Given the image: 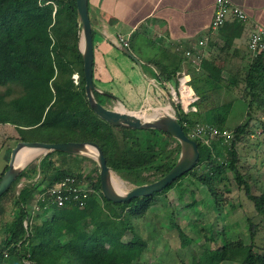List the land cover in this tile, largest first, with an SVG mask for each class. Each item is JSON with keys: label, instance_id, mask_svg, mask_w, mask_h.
<instances>
[{"label": "trees", "instance_id": "16d2710c", "mask_svg": "<svg viewBox=\"0 0 264 264\" xmlns=\"http://www.w3.org/2000/svg\"><path fill=\"white\" fill-rule=\"evenodd\" d=\"M89 16L95 30V20ZM80 24L75 0H0V126L11 125L19 134V142H88L97 144L103 151L108 167L122 178L132 181L137 187L153 183L164 177L179 160L181 145L170 135L161 131L129 130L110 125L100 119L90 108L86 97L83 57L79 48ZM202 73L192 79L193 88L199 96L195 104L197 112L185 113L179 108V123L185 134L199 124L210 125L220 130L237 101L205 106L213 92L223 86L222 69L212 63L203 62ZM74 76H78L75 81ZM175 75L168 76L172 82ZM243 78H241L242 80ZM177 82V79L174 80ZM95 83V81H94ZM239 82H230L235 86ZM244 83L250 92V101H263L264 63L256 58ZM199 84L209 88H201ZM96 86V84H95ZM21 94L12 97L14 88ZM261 93V94H262ZM97 101L107 106L109 98L95 94ZM246 122L238 125L228 149L230 168L236 170L235 146L244 137L252 134L250 128V106ZM191 113V114H190ZM197 142L200 160L196 167L161 193L149 197L135 198L127 203L108 201L103 193L100 176L87 177L93 187L85 208L60 209L51 206L44 210L40 225L31 223L28 204L35 194L45 186H51L71 175L52 161L54 155L68 156L61 152L47 155L35 172L37 182H27L15 193L16 186L25 177L26 171L0 198V220L8 213L7 201L11 194L13 207L10 222L3 223L5 234L0 244V264H139L147 250L144 240H127L123 232L112 225L113 210L130 230L132 220L143 217L155 203L156 197L171 191L184 177L192 175L196 168L207 163L211 176L200 180L212 189L211 182L226 171L225 164H216L212 146ZM174 142L176 147L171 149ZM1 173L0 179L7 171ZM146 173L151 175L145 176ZM30 178V177H29ZM246 195L254 203L258 214L264 216V194L253 195L246 185ZM53 211L52 219L47 214ZM27 222V227L25 226ZM252 244L224 243L209 254L210 264L223 262L241 264H264V253L258 252L254 244L256 226L248 220ZM183 236V232L179 230ZM67 242H62V238Z\"/></svg>", "mask_w": 264, "mask_h": 264}, {"label": "rangeland", "instance_id": "374dc122", "mask_svg": "<svg viewBox=\"0 0 264 264\" xmlns=\"http://www.w3.org/2000/svg\"><path fill=\"white\" fill-rule=\"evenodd\" d=\"M147 37L143 38L141 34H136L132 38L129 51L136 60L144 58V56H138L141 46L150 52L154 51L150 45L156 40L152 36ZM137 63H139L138 60ZM140 66H134L136 74L129 73L128 75V80H132L131 83L134 86L130 87L126 82L121 84L115 82L114 86H111L116 96L129 108L143 107L147 105V99L152 103H155L156 99L162 102L163 99V94L153 87L146 75L140 71ZM144 70L145 73L155 77L149 66H144ZM247 74V71L241 74L243 79L240 92L238 88L221 89L210 94L205 102V106H211L237 101L226 122V128L221 130V132L228 130L232 133L238 125L246 122L249 112L248 105L252 104L249 113L252 134L244 137L235 146L237 152L236 170L230 168L231 157L228 153V149L232 146V138L228 142L225 139H213L206 145L212 146L213 142L217 143L213 150L215 163L225 164L226 171L211 182L212 189L200 180L201 176H211L208 164L204 163L196 168L192 175L184 177L171 191L156 197L155 203L143 217L132 220L133 230L128 229L113 210H108L112 216V225L118 227L127 240L135 242L138 238L146 242L147 250L143 258L139 260V264H210L207 261L209 260L207 257L209 250H212L209 254H213L224 243L229 242L252 244L249 219L256 226L254 244L257 248L255 250L264 253V216L256 212L254 203L248 199L245 191L247 185L253 195L264 194V93H257L262 96L263 101H259L257 98L250 101V92L244 83ZM74 78L75 81L78 80V76H74ZM174 80L171 83L176 85L177 82ZM238 84L235 86L238 87ZM190 85L193 87L192 83ZM162 86L167 88L166 85L162 84ZM199 86L206 90L209 88L206 84H199ZM5 90L6 88L0 87L1 93H4ZM14 90L11 98L21 94L19 87ZM183 93L185 97L189 98L186 90H183ZM116 106L115 103H109L107 107ZM164 107H168L165 109L170 110L171 114L176 113L175 108L169 105V102ZM153 108H161V105L145 106L140 111L149 114L154 110ZM177 110H179L178 107ZM18 139L19 134L13 126H0V176L10 162L12 150L18 144L16 143ZM171 143L170 148L174 149L176 144ZM42 157L43 155L35 157L26 167L25 171L28 177L23 178L16 186L15 193L17 195L27 182L33 180L35 172L39 170L41 163L39 161ZM52 161L55 166L62 170H69L71 175L78 177L84 186H91L87 177L97 178L100 174L98 162L92 157L54 155ZM148 175L151 173L145 174V176ZM113 177L120 184V191L123 194L137 187L132 181L122 178L115 172H113ZM37 181V178L33 180V182ZM13 195L11 194L12 197ZM12 197L7 201V215L3 217L2 221L0 220V244L6 237L1 227L3 223L11 220L9 214L14 205ZM28 211L32 217L31 223L40 225L43 221L44 209L39 208L35 198L29 202ZM52 217L53 211L51 210L46 218L52 219ZM179 230L183 232V236ZM67 241V238H62L63 243ZM221 264L241 263L223 262Z\"/></svg>", "mask_w": 264, "mask_h": 264}, {"label": "crops", "instance_id": "0c3cea01", "mask_svg": "<svg viewBox=\"0 0 264 264\" xmlns=\"http://www.w3.org/2000/svg\"><path fill=\"white\" fill-rule=\"evenodd\" d=\"M230 1L245 12L247 20L237 22L231 18L220 30L211 34L217 0H89L91 15L96 23L94 81L100 92L111 96L102 95L110 100L107 106L109 103L117 106L121 104L135 112L157 104L161 108L153 109L168 108L164 106L168 102L172 106L170 92L168 87L162 86L173 84L165 81L168 76L175 75L177 79L185 74L192 82L194 76L202 73L201 66L205 61L222 69L223 83L227 84H223L221 89L238 88L240 92L241 74L248 73L256 60L249 49V40L256 26L264 29V0ZM136 34H141L143 38L152 36L156 40L150 45L154 49L152 52L141 46L138 56L144 58L137 60L141 65L140 71L163 94L162 102L156 99L152 103L147 99V105L138 109L127 107L111 87L115 82L134 86L132 80H128V75L136 74L134 66L139 64L122 50L119 36L128 40L127 49L131 50V41ZM206 37L208 40L202 51L203 61L197 68L185 57V51ZM144 66H149L155 77L145 73ZM233 81L239 82L238 87L229 85ZM194 107V112H197L196 105Z\"/></svg>", "mask_w": 264, "mask_h": 264}, {"label": "water", "instance_id": "95a60500", "mask_svg": "<svg viewBox=\"0 0 264 264\" xmlns=\"http://www.w3.org/2000/svg\"><path fill=\"white\" fill-rule=\"evenodd\" d=\"M80 24L79 48L83 57V71L86 80V97L90 108L95 114L105 122L118 128L129 130H151L161 131L177 140L181 145L180 158L176 165L161 179L142 186L135 187L126 194L118 192L113 185V172L108 167L107 160L102 149L94 143L88 142H65V143H43V142H19L12 150L7 171L0 179V198L12 187V185L23 174L26 165L18 164V157L24 149H34L41 151L43 157L61 152L68 155H82L94 158L100 169V183L104 197L113 203H127L135 198L149 197L156 193H161L171 184L179 180L182 176L192 171L200 160V151L196 141L187 136L179 123V114H171L170 110L154 109L151 113L143 111H129L123 105L107 107L100 104L95 94L109 96L102 93L94 83V28L89 16V0H75ZM122 50L132 59L135 57L129 49L123 47ZM136 60V59H135ZM140 65V63H138ZM111 97V96H109ZM95 150V155L87 154L88 149Z\"/></svg>", "mask_w": 264, "mask_h": 264}, {"label": "built area", "instance_id": "2783aa9c", "mask_svg": "<svg viewBox=\"0 0 264 264\" xmlns=\"http://www.w3.org/2000/svg\"><path fill=\"white\" fill-rule=\"evenodd\" d=\"M233 18L237 22H245L247 15L245 12L232 4L230 0H217L214 17L211 23V31L213 34L220 30L229 20ZM208 38L200 40L192 49L185 51V57L188 58L197 68H199L203 61V49L207 46ZM119 41L123 47L128 48V40L119 36ZM249 49L255 58H262L264 63V29L256 26L250 35ZM191 79L182 74L177 78L176 86L174 84L166 83L170 94V101L172 107L175 108L179 114L178 108H181L185 113L189 111H196L194 107L199 101V97L193 90ZM183 90L187 91L189 98L185 97ZM176 114V113H175ZM174 114V115H175ZM177 115V114H176ZM233 136L230 131L221 132L215 127L208 125H199L192 129L189 138L192 140H199L204 144H209L211 140H223L229 141ZM94 193L92 186H84V184L73 175H68L51 186H45L41 191L37 192L34 196L35 202L39 205V208L49 209L51 206H55L60 209H70L72 207H78L79 210H83L86 205V201L89 196ZM27 222L25 226L27 227Z\"/></svg>", "mask_w": 264, "mask_h": 264}, {"label": "bare ground", "instance_id": "6f19581e", "mask_svg": "<svg viewBox=\"0 0 264 264\" xmlns=\"http://www.w3.org/2000/svg\"><path fill=\"white\" fill-rule=\"evenodd\" d=\"M170 108H171V107H170ZM40 154H41V151H39V150H34V149H24V150H22L21 153L19 154V157H18V164H19V165H26V164H28L31 160H33L35 157L39 156ZM87 154L95 155V150L92 149V148H89ZM112 181H113V185H114L115 189H116L118 192H121V191H120V184L117 183V182L115 181V178H114V177H113Z\"/></svg>", "mask_w": 264, "mask_h": 264}]
</instances>
